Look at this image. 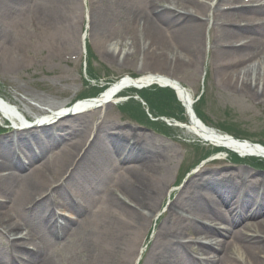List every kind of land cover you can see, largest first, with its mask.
I'll return each mask as SVG.
<instances>
[{
	"label": "bare ground",
	"instance_id": "1",
	"mask_svg": "<svg viewBox=\"0 0 264 264\" xmlns=\"http://www.w3.org/2000/svg\"><path fill=\"white\" fill-rule=\"evenodd\" d=\"M77 2L79 1L51 0L46 3L45 7H41L42 10L37 11L39 23L44 28V32L47 33L43 36L46 38L45 40L50 41L56 35L64 32L62 25L72 22L75 11L80 12ZM163 2L173 7L165 8L161 5ZM60 5L64 8L58 7ZM141 5L139 11L134 12L139 16H134L133 19L134 21L142 22V30L146 33L144 40L146 42L148 40L151 43L149 49L153 48L151 54L155 58L152 65L155 69L159 68L156 54L165 49L160 36L165 40L173 39L177 44L180 43L181 45L188 46V52L193 57L202 53L200 40L203 36L205 21L200 20V18L198 19L196 13L194 15L186 10L190 5L197 7V9H202L205 6L204 4L196 0H142ZM147 7H149V11ZM17 8L18 3L15 1L2 5V9L8 13L15 11ZM101 8L90 6L91 28L93 22L102 27L108 23V12L102 11V14H100L99 9ZM158 8H161V10L157 11ZM93 9H95V12ZM141 11H144V15H140ZM213 11L218 12L219 10L215 8ZM230 11L232 16L244 15L247 23L239 25L236 22H228L224 24L226 28L216 27L212 24L216 40L213 46H215L217 41L224 42L227 45V47H217L215 49V54L217 56L223 55L226 60L225 65L228 64V66H225L227 71L220 74V76L228 84L231 91L245 95L251 100L263 102L264 74L263 79L260 80L257 71V78L254 79L252 78V74L255 73L256 65L243 66V62L250 60L248 58L253 56L256 49L249 47L248 42L238 46L236 44L241 39H247L248 36L254 38L258 36L264 43V30H262L264 22L259 24L258 27H250L249 24L252 20H256L257 13L264 12V7L250 10L240 7ZM148 12L149 14H154L156 20L164 24L166 28L170 27L168 34H165L159 29L158 24L145 16ZM67 14H71V16H67ZM74 32L75 30L71 26L68 34L72 35ZM102 41L104 40L102 39ZM111 49H108L105 53ZM130 55L125 54L123 59L126 60ZM254 56L253 59L257 60L256 54ZM3 59L4 57H0L1 61ZM168 78L164 74L152 72L142 75L141 79L144 80L140 79L139 82L135 83L146 84L151 79L154 83H168ZM132 85H134L133 81L126 77H121L112 83L109 89L97 99L82 101L80 107L92 104L100 105V107L107 105L109 104V102H106L107 99L113 96L114 92ZM260 85V90L256 91L255 88H258ZM177 92L182 102L188 106L191 100L190 95L184 94L180 89H177ZM32 96L37 98L36 95ZM73 123L79 127L77 129H70L69 127L68 131H64L61 126H52V124L47 123L38 128L27 130L26 133L33 137L36 134L47 135L54 132L56 134L47 143H41L40 141L29 143L27 140H22L21 143L27 150L24 160H21L17 155L8 150L7 141L0 140L1 164L7 170V176L0 175V198L3 193L13 196L14 191H22L26 196V200L30 203V209L40 212L41 215L44 214L43 220L50 223L55 218L54 208L49 205L51 200L43 202L41 199L49 195L52 190L58 191L64 189L63 180L70 177L73 171H77L81 167L85 168L88 164H95L96 156H98L97 153L107 155L108 147L116 146V155L118 157L127 148L130 161L139 163L141 160L137 158L141 156L140 150L148 156L154 151V147L146 144L144 141L133 140L128 145L125 142L126 136L124 133L119 136L109 134L108 129L111 126L103 122H100L94 128L90 139L86 132L83 131L81 122L74 121ZM198 124L191 121L189 125L181 127L189 132L208 138L213 143L240 152H253L264 155V149L252 147L247 142L231 140L218 131L202 127ZM95 137L96 140L107 141L103 144L91 145L90 143ZM81 139L84 140L82 141ZM56 144L58 146L53 148ZM33 148L37 150L35 151ZM52 151H56V153L53 154ZM79 161H84V163L82 166L76 168ZM70 164H74V170L68 171V169H62L67 168ZM153 167L155 166L148 167L144 165L126 172L128 174L122 179L117 176L115 178L118 183L117 190L121 196H117L109 191H103L106 194L104 195L105 199L111 204L108 206L110 210L109 215L112 216L111 219H114L109 236L124 239L120 238L121 231L128 233L127 238L124 239L127 244L133 235L137 236L140 234V231L145 230L146 225L144 223L146 224L147 219L153 216L155 205L163 196L161 181L154 175L157 169ZM50 168L56 169L54 176L47 174ZM121 169V162L113 166V170L116 173H119ZM99 173L103 176L94 177L93 181L96 185L107 177V171H100ZM64 176L65 178L59 184ZM250 178H253V176L243 169L224 173L216 169H203L191 176L185 182L175 199H170L171 201L166 207V215L156 227L153 235L151 248L155 250L163 248V252L159 256L150 257L147 264H264V178H256L257 180L254 182H251ZM49 179H52V181L50 186L47 187L46 182ZM199 188H204L209 192L199 196ZM189 190H191V193ZM217 195L230 197L235 202L221 201V205L218 206L215 203ZM144 203L148 204L145 206ZM67 205L72 214H79L81 211L87 210V207L77 206L71 200L67 201ZM243 207H245V210H242ZM57 208L67 209L63 201L57 205ZM184 208H188L194 213V216L191 219L189 218L183 225L177 224L176 228L180 229L181 227L186 228L190 226L195 231L197 237L193 242L187 244L181 243L176 246V243L181 238V234L172 230L165 223ZM207 211H209V216L205 218L204 214ZM224 211L229 216L226 222L221 217V213ZM230 215L233 216L231 217ZM3 219V215H0V220ZM217 221L226 223L224 231L217 228L215 225ZM10 226L11 229L15 228L12 225ZM211 238L214 242L210 241ZM203 239L208 242L204 241L203 243ZM193 245H195V248L192 249ZM198 255L202 258L197 257ZM34 257H37V255H34ZM104 264H118V257L113 254Z\"/></svg>",
	"mask_w": 264,
	"mask_h": 264
},
{
	"label": "rangeland",
	"instance_id": "2",
	"mask_svg": "<svg viewBox=\"0 0 264 264\" xmlns=\"http://www.w3.org/2000/svg\"><path fill=\"white\" fill-rule=\"evenodd\" d=\"M50 1L51 0L23 1L24 7L21 11L15 13L8 19H0H4L0 25V32L12 38L9 42L10 46H7V49L0 55L1 58L4 57L3 61L0 62V94L12 101L17 100L15 98V95L17 94L29 99L25 94L32 93L34 89H38L49 93V96L54 98L56 104H62L69 98L76 96L82 89V79L80 76L81 61L75 60L73 62H66L56 58V55L61 52L78 53L79 37L74 43L69 44L67 41L68 35L60 33L57 35L55 41H52L55 44H50L44 41L40 35L36 34L38 32H36L31 26L35 21V17L37 16V19L39 18L37 11L42 10L41 7H45L46 3ZM139 1L140 0H91V3L95 2L97 7H102L99 9L100 14H102V11L108 12V23L106 26L102 27L94 24V22L92 23V37L94 41L100 39L102 34H105V36L109 35L113 38L120 37L119 39L129 35L133 36V34L128 33V31L120 34V30L115 29L116 26L114 27V23L115 21L117 22L116 19H118L121 22L120 26H130L135 32L138 24L135 23L133 17L135 14L134 12L139 11ZM58 7L64 8L61 5ZM93 11L95 12V9H93ZM141 12L143 13V11ZM78 14L79 11H75L74 17L77 16L76 20L78 19ZM67 16H71V14H67ZM146 16L149 17V14ZM32 19H34V21H31ZM151 21L154 22V19L151 18ZM223 21L222 18H219L217 23L221 24ZM235 21L238 22V18H236ZM39 22L35 23L39 24ZM115 24L117 25V23ZM70 25L71 23L68 22L67 24H63L62 27L64 30H67L66 27L69 28ZM262 30H264V26L262 27ZM80 33L81 30L79 31V36ZM213 34V30H210L209 28L205 29L203 38L200 40L202 53L194 57L196 58L195 61H193L192 55L188 52V46L175 43L179 46L181 53L185 56L183 57V60L176 58V61L179 63L170 64L168 70L165 72L179 80L188 89L192 90L194 94L201 93L202 91L200 82H196L195 79H200V68L202 67L201 60L204 55V48L208 42L210 43L211 39L209 36ZM134 39L136 40L135 36ZM160 39L165 45V49L160 56L162 59L164 58V53L166 51L171 52V49L163 41L164 39L161 36ZM243 41L245 40H241L240 43ZM175 44L172 43V46L175 47ZM53 45L57 46V49L52 48ZM73 45L77 47L74 49ZM249 47L256 49V52L253 53V56L248 58L250 59L248 60L249 62H243V66L256 65L255 73L252 74V78H257V71L258 78H262V74L264 73V62L262 58L264 57V43L258 37H255L250 41ZM152 49L153 48L150 49V53L152 52ZM129 52H131V49ZM255 54L257 60L253 59ZM211 56L212 55H210V57ZM216 56L217 54L214 57V61L211 63L212 65L209 63L208 59L207 76L205 84H203L202 93L204 102L202 104V109L204 110L205 115L212 119V121L209 120L207 123L212 126H219V124H222L232 128L233 131L247 134L253 141L264 142V102L248 99L236 91H231L229 86L222 80H216L215 77L219 78L220 74L217 69H215V66L223 59L221 56H217V58ZM95 57L96 61L94 63L99 77L108 76L114 78L125 73L139 74L141 72L136 68V65L138 64L141 65V71L150 70L149 65L151 62L147 59L146 55H144V58L137 56L136 54L135 56L129 57L123 63H120L121 58L118 62H114V58L113 60L110 59L105 53L95 54ZM166 58L169 60L171 55L166 54ZM185 58L190 59V61H185ZM103 67L108 71L103 70ZM39 72L43 73L38 74ZM46 72L52 73L47 77ZM43 79H48V82L44 83V86L41 84ZM61 92H64L63 96L60 95ZM88 116L94 118L97 114ZM106 120L113 121L122 127L126 124L135 125L131 122L123 121L114 110H109L106 115ZM139 128L147 131L145 128ZM174 134H178L177 129H172V132L166 139L161 138L167 145V148L159 151L163 157L167 155L168 150L178 148L183 150V147L185 148L188 146L185 145L184 142H181L183 138L180 140L177 136H174ZM190 136L191 135L188 137ZM192 154V150H186L184 159L181 158L180 160L178 158L177 162L180 160L178 164V166L180 165V168L178 169L177 166L176 173L179 174L181 167L185 163H190L192 161ZM168 155H170V153ZM155 158L156 156H147L144 160H141V162H152ZM215 166L220 165H214V167ZM243 168L248 171H254L252 169L249 170V167L247 166H243ZM230 170H233V168L231 167ZM158 171V177L162 180V183L165 184V187L170 190L179 187H171V185L167 184L173 179L175 170L167 172L166 168L161 165L159 166ZM23 195L19 193L11 203L8 204V206H20L21 201L23 200ZM103 204L104 201L102 199L97 202H90L92 211L90 220L92 223L89 226L85 225L78 228L75 233L71 230L67 231L63 240L54 244L59 253L57 258L52 259L53 264H104V262L113 254L123 256L125 254V249L131 247L130 245L133 243L136 236L133 235L132 238L128 240L127 244L124 239L127 238L128 233H123V231H121V236H119L124 239L109 236L111 224L114 222V219H111L112 216L109 215L110 210H105ZM163 210L164 208L162 211ZM26 218L31 222H37V220L34 219V215ZM151 226H153L152 223H150V227ZM153 229H155V226ZM88 230L93 233L94 239H85L89 234ZM146 235L147 232L145 236ZM145 236L139 238V243ZM137 247L138 244H136L135 248L137 249ZM93 249L95 250L92 255L91 251Z\"/></svg>",
	"mask_w": 264,
	"mask_h": 264
}]
</instances>
